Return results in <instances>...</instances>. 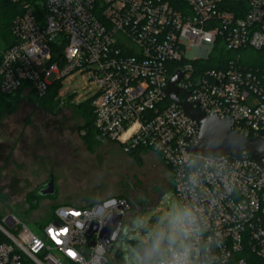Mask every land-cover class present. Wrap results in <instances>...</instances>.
Here are the masks:
<instances>
[{
    "label": "built area",
    "instance_id": "built-area-1",
    "mask_svg": "<svg viewBox=\"0 0 264 264\" xmlns=\"http://www.w3.org/2000/svg\"><path fill=\"white\" fill-rule=\"evenodd\" d=\"M11 1L23 11L12 23L14 43L0 44V96L44 99L56 81L86 73L97 86L92 107L102 138L127 154L154 152L169 169L189 215L179 226L182 241L167 238L164 256L151 264H260L264 170L252 159L191 154L199 128L166 89L181 73L182 102L264 140V74L242 63L247 52L264 51V0H47L42 13ZM130 213L123 197L60 206L38 235L7 215L0 264H111L117 246L129 245ZM112 215L124 221L107 242L101 230ZM93 225L99 229L88 238Z\"/></svg>",
    "mask_w": 264,
    "mask_h": 264
},
{
    "label": "rangeland",
    "instance_id": "rangeland-1",
    "mask_svg": "<svg viewBox=\"0 0 264 264\" xmlns=\"http://www.w3.org/2000/svg\"><path fill=\"white\" fill-rule=\"evenodd\" d=\"M96 92L89 75L76 72L61 80L55 99L52 93L39 99L22 91L0 96V225L5 226V216L14 215L38 235L55 207H88L123 196L131 206L133 230L127 241L144 259L158 247H168L167 238L182 241L183 216L172 223V214L180 209L172 175L154 152H144L136 160L117 143L87 144L81 138L84 122L77 108ZM51 178L55 195L37 198ZM139 217L142 225L136 228ZM163 227L167 238L159 234ZM118 262L126 264L123 259L111 264Z\"/></svg>",
    "mask_w": 264,
    "mask_h": 264
},
{
    "label": "water",
    "instance_id": "water-1",
    "mask_svg": "<svg viewBox=\"0 0 264 264\" xmlns=\"http://www.w3.org/2000/svg\"><path fill=\"white\" fill-rule=\"evenodd\" d=\"M182 78L181 73L175 74L169 81L166 94L170 101L175 105L180 106L183 113L192 121H194L199 128V137L197 143H189L188 151L191 154L201 157H224L231 156L238 160L252 159L264 170V140L259 138H246L233 130V120L228 118L219 120L213 116H206L198 104H189L186 101L182 102L179 97L178 83ZM186 97L189 93H185ZM243 154H247L244 156ZM42 197H50L55 195L54 180H51L43 187L39 193ZM152 219V222L157 221ZM122 216H109L101 230V238L110 241L112 233L123 223ZM131 221H128L129 227L126 228L124 236L133 230L131 228ZM142 222L139 217L136 222V228L141 227ZM153 225H150L147 230H151ZM99 227L93 225L87 234L91 238ZM135 230V229H134ZM124 253V260L126 264H143V258L139 256L131 246L125 245L122 249ZM119 252V247L112 253L111 258L115 259Z\"/></svg>",
    "mask_w": 264,
    "mask_h": 264
},
{
    "label": "trees",
    "instance_id": "trees-1",
    "mask_svg": "<svg viewBox=\"0 0 264 264\" xmlns=\"http://www.w3.org/2000/svg\"><path fill=\"white\" fill-rule=\"evenodd\" d=\"M46 1L47 0H26L27 3L34 6L36 9H38L39 12H40V9L44 7V4ZM22 11H23V7L21 4H15L11 0H0V44L3 49L8 48L10 45L14 43V37L12 36V32H11L12 23L14 19L16 18V16L21 14ZM57 53H58L57 51H54V55H56ZM249 54L250 55H248V57L242 60L243 65L246 68H251L253 70H260L264 74V51L262 52L250 51ZM230 57H232V55H230ZM61 80L56 81L49 89L48 93L49 94L52 93L54 99L58 95ZM166 102L169 104L171 103L169 100H166ZM77 109L80 111L82 118H83V122H84L79 127V133L81 135V138L87 144H95L102 140H105L104 138H102V136L97 132L95 128V115H94V109L92 107V99H90L84 104H81L80 106H78ZM144 152H149V150L142 149V148L134 149L133 151L128 153V155H130L131 157H134L136 160H139L140 155ZM37 193H38L37 198H43L39 194L40 192H37ZM120 197H123V196H120ZM37 203L38 201L31 203V205L33 207H37ZM56 208L57 207L53 209V212ZM51 220L52 218L50 219V221ZM49 222H47L46 224H48ZM4 242H6V239L0 235V243H4ZM120 259L124 260V257L121 255L120 252H118L114 260H120ZM259 263L264 264V260H260ZM117 264H119V262Z\"/></svg>",
    "mask_w": 264,
    "mask_h": 264
},
{
    "label": "flooded vegetation",
    "instance_id": "flooded-vegetation-1",
    "mask_svg": "<svg viewBox=\"0 0 264 264\" xmlns=\"http://www.w3.org/2000/svg\"><path fill=\"white\" fill-rule=\"evenodd\" d=\"M51 180V179H50ZM49 180V181H50ZM48 181V182H49ZM47 182V183H48ZM46 183V184H47ZM45 184V185H46ZM44 185V186H45ZM43 186V187H44ZM43 187L40 189V191L43 189ZM39 191V192H40ZM128 221H131V219L130 218H128L127 220H126V222H128ZM151 223V222H150ZM155 222H152L151 224L153 225ZM150 224V225H151ZM159 234L160 235H162V236H164V237H168V229L167 230H165V228L163 227V228H161L160 229V231H159ZM164 251H165V247H163V248H160V247H158L152 254H150L149 256H147L146 258H144L143 259V263H145L146 264V262L147 261H149L150 259H157V258H161V257H163L164 256ZM120 253H121V255L124 257V253H123V251L121 250V251H119Z\"/></svg>",
    "mask_w": 264,
    "mask_h": 264
},
{
    "label": "clouds",
    "instance_id": "clouds-1",
    "mask_svg": "<svg viewBox=\"0 0 264 264\" xmlns=\"http://www.w3.org/2000/svg\"><path fill=\"white\" fill-rule=\"evenodd\" d=\"M189 215L187 210H180L177 209L175 212L172 214V223L178 222L182 216H187Z\"/></svg>",
    "mask_w": 264,
    "mask_h": 264
},
{
    "label": "crops",
    "instance_id": "crops-1",
    "mask_svg": "<svg viewBox=\"0 0 264 264\" xmlns=\"http://www.w3.org/2000/svg\"><path fill=\"white\" fill-rule=\"evenodd\" d=\"M99 202V201H98ZM98 202H91L89 205H92V204H96V203H98ZM82 206H88V205H82Z\"/></svg>",
    "mask_w": 264,
    "mask_h": 264
}]
</instances>
